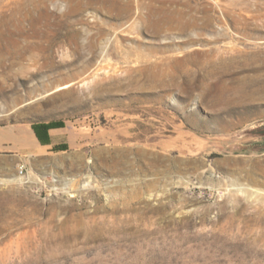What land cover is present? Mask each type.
Returning <instances> with one entry per match:
<instances>
[{"label":"rangeland","instance_id":"1","mask_svg":"<svg viewBox=\"0 0 264 264\" xmlns=\"http://www.w3.org/2000/svg\"><path fill=\"white\" fill-rule=\"evenodd\" d=\"M0 264H264V0H0Z\"/></svg>","mask_w":264,"mask_h":264},{"label":"trees","instance_id":"2","mask_svg":"<svg viewBox=\"0 0 264 264\" xmlns=\"http://www.w3.org/2000/svg\"><path fill=\"white\" fill-rule=\"evenodd\" d=\"M63 126V121L44 122L33 125V130L40 143L47 146L50 144L49 131L55 128H62Z\"/></svg>","mask_w":264,"mask_h":264},{"label":"built area","instance_id":"3","mask_svg":"<svg viewBox=\"0 0 264 264\" xmlns=\"http://www.w3.org/2000/svg\"><path fill=\"white\" fill-rule=\"evenodd\" d=\"M25 170H26V168H25L24 165L20 166V168H19V173H20V175H23L24 172H25Z\"/></svg>","mask_w":264,"mask_h":264},{"label":"crops","instance_id":"4","mask_svg":"<svg viewBox=\"0 0 264 264\" xmlns=\"http://www.w3.org/2000/svg\"><path fill=\"white\" fill-rule=\"evenodd\" d=\"M30 140H31V143L33 144V148H34V144H35V137H34V135H32L31 137H30ZM26 150H28L27 148H26Z\"/></svg>","mask_w":264,"mask_h":264}]
</instances>
